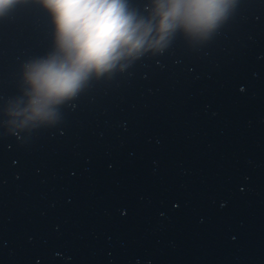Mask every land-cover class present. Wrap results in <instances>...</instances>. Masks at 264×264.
<instances>
[{
    "label": "water",
    "instance_id": "1",
    "mask_svg": "<svg viewBox=\"0 0 264 264\" xmlns=\"http://www.w3.org/2000/svg\"><path fill=\"white\" fill-rule=\"evenodd\" d=\"M54 39L42 0L0 16V264H264V0L25 122Z\"/></svg>",
    "mask_w": 264,
    "mask_h": 264
},
{
    "label": "clouds",
    "instance_id": "2",
    "mask_svg": "<svg viewBox=\"0 0 264 264\" xmlns=\"http://www.w3.org/2000/svg\"><path fill=\"white\" fill-rule=\"evenodd\" d=\"M20 0H0V16ZM232 0H151L140 14L128 0H42L55 25L54 49L24 65V121L55 123L59 106L93 75L162 52L177 32L207 39L227 18Z\"/></svg>",
    "mask_w": 264,
    "mask_h": 264
}]
</instances>
